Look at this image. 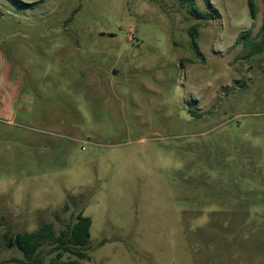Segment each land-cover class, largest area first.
Here are the masks:
<instances>
[{
  "label": "rangeland",
  "instance_id": "obj_1",
  "mask_svg": "<svg viewBox=\"0 0 264 264\" xmlns=\"http://www.w3.org/2000/svg\"><path fill=\"white\" fill-rule=\"evenodd\" d=\"M195 2L0 0V264H264V0Z\"/></svg>",
  "mask_w": 264,
  "mask_h": 264
},
{
  "label": "trees",
  "instance_id": "obj_2",
  "mask_svg": "<svg viewBox=\"0 0 264 264\" xmlns=\"http://www.w3.org/2000/svg\"><path fill=\"white\" fill-rule=\"evenodd\" d=\"M190 4L189 12L190 14L199 20H210L215 19V15L210 12L202 11L197 5L195 0H182ZM208 4L209 0H206ZM248 7L252 18L257 17L258 8L255 0H248ZM198 26L199 24L193 25L190 32L193 37L194 45L198 47L197 38H198ZM262 28L264 29V20ZM249 33H243L238 39L237 42L240 43L241 39L245 40V44L249 45L250 42L246 37ZM252 44V43H251ZM253 45V44H252ZM250 46V45H249ZM255 47V49H254ZM253 51L261 52L264 49V38L256 43V46H251ZM200 52V51H199ZM91 227L92 219L89 216L84 215V212H80L77 215L76 221L62 230L57 237V247L56 250H59L57 257L61 258L66 252H69L78 258H86L87 253L83 251V247L87 245L91 238ZM53 225L46 223L40 226L38 229L32 232L17 233L15 235H6L7 245L9 247L16 246L19 248L23 254L25 260L21 262L24 264H40L41 261L38 258L40 253V247L43 239L51 237L54 235ZM69 264H78L77 261H71Z\"/></svg>",
  "mask_w": 264,
  "mask_h": 264
}]
</instances>
